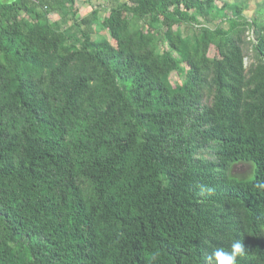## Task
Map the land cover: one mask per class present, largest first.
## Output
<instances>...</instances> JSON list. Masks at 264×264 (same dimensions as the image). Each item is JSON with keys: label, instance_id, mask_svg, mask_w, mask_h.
<instances>
[{"label": "trees", "instance_id": "obj_1", "mask_svg": "<svg viewBox=\"0 0 264 264\" xmlns=\"http://www.w3.org/2000/svg\"><path fill=\"white\" fill-rule=\"evenodd\" d=\"M215 1L0 0V264H264V19Z\"/></svg>", "mask_w": 264, "mask_h": 264}, {"label": "rangeland", "instance_id": "obj_2", "mask_svg": "<svg viewBox=\"0 0 264 264\" xmlns=\"http://www.w3.org/2000/svg\"><path fill=\"white\" fill-rule=\"evenodd\" d=\"M108 0H76L75 6L77 10V15L80 17L85 16L87 13L90 12L92 8L99 9L100 13L107 14V2ZM218 6H220L223 2L228 3V6H232L233 4L243 5L245 6V16L247 18L256 17L258 19H264V0H216L215 1ZM244 8V7H243ZM229 13V12H228ZM230 14V13H229ZM244 16V15H243ZM50 20H55L57 18L56 14H50L49 15ZM216 23L218 25L226 28L228 26L227 20H221L220 17L216 18L215 21L210 22L208 25L213 27ZM98 32V30H97ZM100 36H107V33L105 30H101L98 32ZM249 34L250 37V31L245 32V34ZM250 53H248L249 55ZM208 57H217V53L213 47H210L208 52ZM249 57V56H248ZM248 57H245V63L247 64L249 62ZM169 80H171L174 83H178L179 79L177 77V74L172 73L169 77ZM233 171L235 174L238 175H248L250 173V167L248 165L243 164H237L233 167Z\"/></svg>", "mask_w": 264, "mask_h": 264}, {"label": "clouds", "instance_id": "obj_3", "mask_svg": "<svg viewBox=\"0 0 264 264\" xmlns=\"http://www.w3.org/2000/svg\"><path fill=\"white\" fill-rule=\"evenodd\" d=\"M260 187H264V184H260ZM245 251L243 240L235 239L231 242L229 250H225L223 247L214 249L212 257L209 259L215 260V264H236L237 257L242 255Z\"/></svg>", "mask_w": 264, "mask_h": 264}]
</instances>
